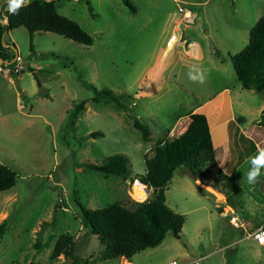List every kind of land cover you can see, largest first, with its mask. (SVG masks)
Masks as SVG:
<instances>
[{"label":"rangeland","instance_id":"374dc122","mask_svg":"<svg viewBox=\"0 0 264 264\" xmlns=\"http://www.w3.org/2000/svg\"><path fill=\"white\" fill-rule=\"evenodd\" d=\"M129 1L138 9L136 14L122 0H55L57 11L93 38L91 45L49 31L30 34L24 26L2 35L0 55L9 60L19 56L25 67L17 75L7 74L13 80L18 78V85L14 81L12 85L2 76L6 73L0 72V163L16 172L15 185L0 191V223L7 221L0 232V264H102L103 245L82 225L77 203L97 209L116 201L131 208L141 199L139 189L147 200L153 198V189L139 177L145 173V156H151L156 145L134 127L133 118L157 135L190 105L236 79L230 54L246 46L241 37L247 38V27L264 13V0ZM5 8L7 0H0V15ZM181 9L193 14L191 20L203 18V24L191 26ZM178 19L188 22V38L200 40L206 52L215 47L219 50L223 65L214 67L216 61L210 55L201 63L179 58L166 70V87L152 98L135 97L139 80L155 63ZM178 27L177 34H182ZM235 27L240 31L238 41L228 42L224 34ZM193 65L208 70L207 83L188 79ZM239 85L235 82L232 89L235 106ZM94 88L129 94L127 110L112 101L92 102ZM247 91L242 92L244 102L251 103L253 97V103L259 101ZM81 100H86L88 111L79 113L74 127L67 125L71 110ZM261 123L263 136L264 117ZM91 131L102 134L89 137ZM113 154L127 156L131 179L106 177L85 166L101 164ZM187 171L179 167L175 180L164 189L166 204L184 216L180 237L169 232L161 244L136 253L131 262L170 264L176 260L184 264L204 257V264H264V245L233 228L194 183L177 182L179 174ZM201 173L209 180L216 174L207 175L202 169L199 176ZM217 176L232 202L240 203L243 195L264 202V187L228 186L221 173ZM254 213L263 214L259 210ZM259 222L250 220L247 230L252 231ZM61 235L73 237L72 256L55 253ZM104 264L128 263L119 258Z\"/></svg>","mask_w":264,"mask_h":264},{"label":"trees","instance_id":"16d2710c","mask_svg":"<svg viewBox=\"0 0 264 264\" xmlns=\"http://www.w3.org/2000/svg\"><path fill=\"white\" fill-rule=\"evenodd\" d=\"M132 12L135 5L129 0H122ZM2 10L1 17L7 23L0 25V47L4 32L24 26L30 34L49 31L60 34L76 42L91 45L93 38L77 23L60 14L56 9L55 0H31L28 6L22 7L18 15H11ZM91 10V8L89 7ZM6 58H9L6 56ZM238 83L245 90L256 93L264 88V13L255 22L249 32V41L239 52L230 56ZM130 95L116 94L110 88H94L92 102L110 101L127 110L125 99ZM86 100L75 104L68 116L67 125L75 126L76 117L85 108ZM133 125L144 138L149 136V128L139 118H133ZM100 131H91L89 137L101 135ZM145 173L140 181L151 187L154 196L143 203L134 202L131 208L116 201L108 202L102 208L89 209L77 203L81 214V223L88 232L97 236L103 248L100 253L102 264L119 258H130L147 248L161 244L171 232L180 237L184 224V216L166 204L164 189L179 167L188 169L192 178H198L202 167L214 162L215 149L212 145L210 130L205 115L192 113L184 132L177 137L158 143L151 156H145ZM86 168L101 172L104 176L130 178L128 158L122 154L107 156L101 164L86 163ZM222 177L230 184L229 177ZM16 172L0 163V191L15 185ZM131 179V178H130ZM230 201V196H228ZM231 202V201H230ZM7 221L0 223V232L6 227ZM74 239L70 235H61L56 245V254L72 256ZM28 264H38L31 261Z\"/></svg>","mask_w":264,"mask_h":264},{"label":"crops","instance_id":"0c3cea01","mask_svg":"<svg viewBox=\"0 0 264 264\" xmlns=\"http://www.w3.org/2000/svg\"><path fill=\"white\" fill-rule=\"evenodd\" d=\"M137 12L138 9L136 8V11L133 13L136 14ZM192 17L193 14L190 13V11H183V18L189 19V22L192 23L191 26L195 27L203 24V18L201 19L200 17H197V19L191 20ZM176 23L177 24L173 28L175 29V31L170 32L165 46L160 49L155 63L150 66V68L144 74L143 78L139 80L138 86L134 92L135 97L152 98L153 95L160 92V90L164 86L166 87V83L168 80L167 76H165L166 70L174 60H177L179 58H183L185 59V61L189 60L188 62H191L190 60H192L201 63L202 61L204 62L207 55H210L216 61L214 63V67L216 63H218L220 67L223 65L224 58L222 59L220 55L221 53L218 49H216V47L213 48L211 53L210 51L206 52V49L204 48L203 43L200 40H198L197 38H188V35L186 34V30L187 28H189L188 22H185V24H183L181 23V20L178 19ZM182 24L183 26H181ZM254 24L247 27L246 31H248V34ZM178 26H180V28L182 29V34H177L176 30H179ZM239 32L240 31L238 27L228 30L224 34L225 40H227L228 42L237 40L236 38L239 35ZM246 33L247 32H245L244 34ZM242 38H245L244 43L247 44L249 41V35L247 36V38L246 35L241 37V39ZM244 47L245 46H243L241 49H243ZM240 50H238L237 52H239ZM237 52H233L232 54H235ZM8 53L11 54L9 50ZM214 55L216 56L214 57ZM11 59L13 60L14 58L11 57ZM211 65L213 66L212 63ZM2 76L3 78L7 79L12 85L13 81L15 82L16 79L18 81L17 85L20 84V80L18 78H15L13 80V78H10L6 74H3ZM235 82H238L237 78H233L232 82L223 84V86H221L217 90H214L213 94H210L202 100H199V102L190 105L181 115H178L175 118L169 128L166 127L162 130V132H158L157 135L153 133L151 129H149L150 134L149 140L147 141L149 142L153 140L154 145H157L158 143H163L167 140L177 137L185 131L190 120V115L192 113H201L205 115L210 130L212 145L215 149V160L214 162L202 167V171L206 172L207 175H210L211 172L216 173L215 175L213 174V178L215 180L213 178H210L211 180H209V176H204L202 173L201 174L203 176H198V178H192L186 173H183L179 174V177H181V179L177 180V182L194 183V185L200 188V190L203 192V194L206 195V197L208 195V198L214 202V207L216 208L218 213L220 215L228 217V221L230 215L237 214L244 221V227L236 228L233 227L230 223L229 224L233 228L242 229L244 233L247 234V232H249L247 230V227L250 226V220L261 221L257 226H259L264 221V202L252 197L247 198L245 195L239 197L240 203L238 204L232 202L231 200L230 202L229 199H227L230 195L225 194V192L222 191L223 186H221V184L218 182L219 177L217 176V172L221 173V175L224 174L229 177V181L231 182L228 186L233 184L239 188L243 187L249 189L264 187V169H261L262 175L257 184L249 185L247 183V172L251 167L249 157L255 156L258 153V150L264 149V133L262 136L260 132V128L263 127V123H261V121L262 117H264V98L258 97V92L256 93L254 90H249L247 92H249L253 96H257L259 101L253 103V97V101L251 103L244 102L245 98L244 93L242 92L245 89H243L242 86L239 85L237 90L239 101L237 103V106H235L232 92V89H235ZM85 107L86 108L83 110L87 109L88 111L86 104ZM161 134L163 135L161 136ZM152 148L153 146L151 145L150 149ZM175 172L166 187H168L175 180ZM144 187L146 186L144 185ZM144 191L147 194L146 188L144 189ZM232 206L234 208H232ZM258 206H261L262 208L258 209ZM226 207H228L229 212L227 211ZM173 210L176 211L174 208ZM256 210L263 212V214H255L254 212ZM224 226L227 228L229 225L226 222ZM124 259L126 260V263L133 264L131 262L132 260H128L126 258Z\"/></svg>","mask_w":264,"mask_h":264},{"label":"clouds","instance_id":"9594fccd","mask_svg":"<svg viewBox=\"0 0 264 264\" xmlns=\"http://www.w3.org/2000/svg\"><path fill=\"white\" fill-rule=\"evenodd\" d=\"M30 3L31 0H7L6 12L11 15H18L19 10L22 7L28 6ZM4 22L7 23V17H5ZM3 57L7 59L5 55ZM13 58L15 59L16 57ZM193 69H195V71ZM187 76L191 82L203 85L207 83L208 70L204 69L201 66L193 65L189 69ZM249 162L251 167L247 172V183L249 185H255L259 182V179L262 175L261 169H264V149L258 150V153L255 156L249 157ZM147 199H148L147 195L142 193L141 199L138 202L143 203ZM260 242L264 244V234L261 235Z\"/></svg>","mask_w":264,"mask_h":264},{"label":"built area","instance_id":"2783aa9c","mask_svg":"<svg viewBox=\"0 0 264 264\" xmlns=\"http://www.w3.org/2000/svg\"><path fill=\"white\" fill-rule=\"evenodd\" d=\"M24 67L25 66L20 63L19 56H16V58L13 60L12 59L9 60L8 58L5 59L3 55H0V72H4L6 73V75L10 73L17 75L20 71H22V69H24ZM145 188L146 187H144L143 189ZM229 223L236 228L244 227V221L237 214L230 215ZM262 234H264V221L252 231L247 232L246 237L251 238L259 245H264L260 242ZM203 258L204 257L194 258L184 264H204L202 263ZM170 264H178V263L176 260H172Z\"/></svg>","mask_w":264,"mask_h":264},{"label":"water","instance_id":"95a60500","mask_svg":"<svg viewBox=\"0 0 264 264\" xmlns=\"http://www.w3.org/2000/svg\"><path fill=\"white\" fill-rule=\"evenodd\" d=\"M181 26H183V24H182ZM15 83H16V84L18 83L17 79L15 80ZM258 97H260V98H264V88H262V89L258 92Z\"/></svg>","mask_w":264,"mask_h":264},{"label":"bare ground","instance_id":"6f19581e","mask_svg":"<svg viewBox=\"0 0 264 264\" xmlns=\"http://www.w3.org/2000/svg\"><path fill=\"white\" fill-rule=\"evenodd\" d=\"M139 185H140V184H139ZM141 187H142V185H141ZM139 193H140V194H142V192H141V190H140V189H139Z\"/></svg>","mask_w":264,"mask_h":264}]
</instances>
